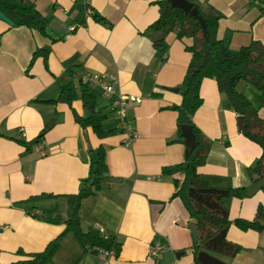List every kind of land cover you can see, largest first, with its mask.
<instances>
[{
  "label": "crops",
  "instance_id": "crops-1",
  "mask_svg": "<svg viewBox=\"0 0 264 264\" xmlns=\"http://www.w3.org/2000/svg\"><path fill=\"white\" fill-rule=\"evenodd\" d=\"M47 22L45 35L0 20V264L29 259L62 235L49 264H194L188 214L171 199L173 181L162 168L183 162L185 147L177 135L175 111L182 101V80L190 39L165 37L160 56L153 46L158 34L143 32L159 16L162 0H22ZM207 1L221 14L216 38L237 52L252 40L264 45L261 0ZM89 6L96 17H84ZM80 25L65 38L68 27ZM48 51L44 61L32 54ZM80 72L107 74L117 93L129 98L126 115L138 137L120 129L121 120L98 89L97 106L105 129L117 134L99 139L78 118L88 113L77 96L69 105L61 88ZM73 75V76H72ZM237 90L264 119V99L240 82ZM202 105L192 117L208 142L205 163L198 168L211 187L244 188L242 199L226 200L230 220H252L264 209V181L252 182L246 169L261 154L242 135L213 79L200 86ZM42 134L39 143L26 144ZM103 146L107 173L100 191L82 200L80 228L98 229L120 244L117 256L84 250L67 231L71 215L67 195L76 194L88 176V148ZM43 152L45 153L43 155ZM229 242L240 247L232 264H264V231H241L233 224ZM158 247L157 256H152Z\"/></svg>",
  "mask_w": 264,
  "mask_h": 264
},
{
  "label": "trees",
  "instance_id": "trees-1",
  "mask_svg": "<svg viewBox=\"0 0 264 264\" xmlns=\"http://www.w3.org/2000/svg\"><path fill=\"white\" fill-rule=\"evenodd\" d=\"M196 9L202 24L189 14L171 8L168 0L157 2L158 18L143 32L158 34L153 40L156 52L162 56L166 50L165 37L173 33L178 40L190 39L191 45L185 50L190 54V60L182 80V101L179 106L170 109L175 111L177 135L182 139L180 126L189 125L195 135L196 148L185 154L183 162L162 168L161 174L172 176L181 174V180H174V191L171 199L178 198L186 210L189 220L194 222L197 231V241L192 246L194 264H232L228 260L235 257L240 247L229 242L226 238L231 224L241 231H264V209L258 207L252 220H230L225 201L232 198L242 199L244 188H218L208 185L204 176L198 173V168L205 161L209 150L208 142L194 126L192 117L202 105L200 86L204 79H213L218 92L226 100L229 109L241 118L240 132L248 140L256 144L261 154L255 164L246 169L252 182L264 181V119L258 116L250 101L237 90L240 82L254 87L264 99V45L252 40L247 46L232 52L216 38L218 21L221 14L207 1L185 0ZM262 5H264V0ZM261 12L264 13V6ZM0 13L7 18L14 27H27L45 35L47 22L32 4L22 0H0ZM92 16L96 17L92 11ZM48 51H35L30 59L28 68L37 57L45 61ZM73 76V75H72ZM77 90L73 84L61 88L60 94L71 105L79 96L83 108L88 115L78 118L82 129L90 128L99 138L104 139L117 134L118 129H105L103 122L106 117L97 106V94L88 85L77 80ZM42 134L26 144V151L39 143ZM89 170L88 176L80 183L76 194L67 195L71 207V215L66 222L67 231L71 232L84 250L114 251L119 254L120 244L114 238L103 239L97 230L84 233L80 228L79 209L82 200L100 191L107 173L106 151L103 146L88 148ZM62 235L49 242L42 252L34 253L28 260L13 264H49L59 248Z\"/></svg>",
  "mask_w": 264,
  "mask_h": 264
},
{
  "label": "built area",
  "instance_id": "built-area-1",
  "mask_svg": "<svg viewBox=\"0 0 264 264\" xmlns=\"http://www.w3.org/2000/svg\"><path fill=\"white\" fill-rule=\"evenodd\" d=\"M92 10L89 6H86L84 9V17H91ZM81 25V24H80ZM71 25L68 27V33L65 35V38L68 37L71 33L76 31V28L80 26ZM76 79L80 80L82 83L88 85L92 89H98L101 95L110 101L113 111L121 120L120 129L123 130L129 136V140H134L138 137L137 132H135L130 124V121L127 119L126 110L129 99L134 100L133 98H129L125 95L119 94L115 90L116 80L107 74H95V73H84L80 72L76 75ZM45 153L43 152V155ZM99 231L100 235L103 239H108V236L103 234L102 231L98 229H94ZM159 251L158 247L153 248L151 251L152 256H157ZM97 253L101 254L104 257L115 256L114 251H104L97 250Z\"/></svg>",
  "mask_w": 264,
  "mask_h": 264
},
{
  "label": "water",
  "instance_id": "water-1",
  "mask_svg": "<svg viewBox=\"0 0 264 264\" xmlns=\"http://www.w3.org/2000/svg\"><path fill=\"white\" fill-rule=\"evenodd\" d=\"M168 1L170 3L171 8L179 9L183 11L185 14H189L190 16L197 18L200 24L203 25L201 18L197 16L196 9L192 8V5L190 3H188L185 0H168ZM0 20L11 25L10 21L7 18H5L1 13H0ZM237 125L238 127H241L240 117H237ZM180 132L183 139L182 142L185 147V154H189L196 148L195 135L192 131V127L189 125H181ZM189 229L193 242L195 243L197 241V231L194 222L190 223Z\"/></svg>",
  "mask_w": 264,
  "mask_h": 264
}]
</instances>
